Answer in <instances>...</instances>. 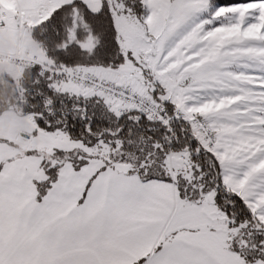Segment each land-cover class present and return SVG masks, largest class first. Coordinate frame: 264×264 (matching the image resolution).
I'll use <instances>...</instances> for the list:
<instances>
[{
	"label": "snow or ice",
	"instance_id": "snow-or-ice-1",
	"mask_svg": "<svg viewBox=\"0 0 264 264\" xmlns=\"http://www.w3.org/2000/svg\"><path fill=\"white\" fill-rule=\"evenodd\" d=\"M0 264H264V0H0Z\"/></svg>",
	"mask_w": 264,
	"mask_h": 264
}]
</instances>
